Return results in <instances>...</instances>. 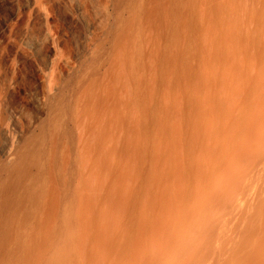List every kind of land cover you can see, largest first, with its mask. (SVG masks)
<instances>
[{"label":"bare ground","instance_id":"1","mask_svg":"<svg viewBox=\"0 0 264 264\" xmlns=\"http://www.w3.org/2000/svg\"><path fill=\"white\" fill-rule=\"evenodd\" d=\"M2 2L0 264H264V0Z\"/></svg>","mask_w":264,"mask_h":264},{"label":"rangeland","instance_id":"2","mask_svg":"<svg viewBox=\"0 0 264 264\" xmlns=\"http://www.w3.org/2000/svg\"><path fill=\"white\" fill-rule=\"evenodd\" d=\"M0 1L2 2V0H0ZM1 2H0V4H1L0 5V23L3 21V19L6 18V16H7L6 14L13 9V6L6 5V4H4V2H2L3 3L2 4ZM31 26H33V25L31 24ZM77 26H78V24L76 25V23L74 24V22H71V21L68 22V21L62 20V22H61L62 32L64 34H66L67 40H68L66 42V48L68 50V53H70L71 50L74 49L73 48L74 46L76 47L75 44H76V39L78 36L77 34L79 32V27L80 28L82 27V26H78V27ZM13 27L16 28L17 26L14 25ZM33 28H34V29H32L33 32H38L37 30H39V24L34 25ZM15 30L18 31L19 28L17 27ZM12 43H10V42L8 43L6 40L0 41V62H1L0 65H2L1 70H0V74L2 73V68H4V66H6V64H7L6 63V57H7V54H9L13 48ZM43 46H45V45L40 46L41 50L39 48L35 52V55L39 59L43 58L45 56V53H46V46H45V49ZM42 55H44V56H42ZM36 56L34 58H30V59L27 57V55L23 56V65H22V69L19 71L20 74L18 75L17 89H15V91L12 94H10V96H9L10 98H8L9 103H11L10 105L17 106V104H18L20 106L21 103L22 102L24 103L26 101V99L28 98L30 90H34L36 92L42 91V84H41V81H40V78H39V75H38V72L36 69V64H35L36 63V59H35ZM36 110H37L36 108H34L32 111L27 110L28 111L27 112L28 117L31 118L34 115Z\"/></svg>","mask_w":264,"mask_h":264}]
</instances>
